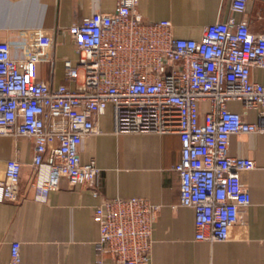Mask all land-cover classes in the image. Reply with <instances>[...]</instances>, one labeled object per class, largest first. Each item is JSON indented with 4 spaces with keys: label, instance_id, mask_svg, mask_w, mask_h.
Returning <instances> with one entry per match:
<instances>
[{
    "label": "built area",
    "instance_id": "built-area-1",
    "mask_svg": "<svg viewBox=\"0 0 264 264\" xmlns=\"http://www.w3.org/2000/svg\"><path fill=\"white\" fill-rule=\"evenodd\" d=\"M139 0H117L111 12L94 11L71 24L75 61L63 59L64 77L74 86L51 87L39 79L37 64L51 60L52 37L39 29L26 36L14 57L0 41V135L32 140V185L45 200L61 178L86 185L98 196L99 168L81 162L82 139L99 132L98 116L112 110L113 132L179 135V205L194 212L195 238H229L250 203L243 172L250 157L231 155L234 134L264 132V83L251 78L264 67V34L251 32L246 19L217 20L199 39L176 37L169 20L146 21ZM248 0H230L233 14ZM238 100L253 120L229 109ZM207 107L201 110V103ZM21 161L0 157V202L18 198ZM157 206L146 198H100L92 210L99 236L95 264H151V231ZM13 240L7 264H20Z\"/></svg>",
    "mask_w": 264,
    "mask_h": 264
},
{
    "label": "crops",
    "instance_id": "crops-1",
    "mask_svg": "<svg viewBox=\"0 0 264 264\" xmlns=\"http://www.w3.org/2000/svg\"><path fill=\"white\" fill-rule=\"evenodd\" d=\"M117 0H0V41L11 44L17 57L26 36L39 29L53 39L51 60L37 64L39 79L51 87L74 86L64 77L63 59L77 54L66 32L94 11L111 12ZM137 10L146 21L169 20L176 37L199 39L205 26L233 16L246 19L254 34H264V0H248L233 14L230 0H139ZM251 78L264 83V67H252ZM207 107L201 103V110ZM229 109L253 120L255 113L238 100ZM99 132L80 144L81 162L93 159L98 168V196L86 185L71 186L61 178L45 200L35 198L32 185V140L0 135V157L21 161L18 198L0 202V264H7L10 245L20 242V264H95L94 243L99 236L92 210L100 198L143 197L157 206L151 231V264H264V132L234 134L229 153L250 157L255 167L243 172L250 203L229 238L209 242L195 238L194 212L179 205L175 164L180 158L177 133L113 132L112 110L98 116ZM103 264H112L103 256Z\"/></svg>",
    "mask_w": 264,
    "mask_h": 264
}]
</instances>
